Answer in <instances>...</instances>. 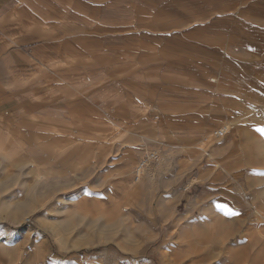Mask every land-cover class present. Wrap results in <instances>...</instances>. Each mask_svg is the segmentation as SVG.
Returning a JSON list of instances; mask_svg holds the SVG:
<instances>
[{
  "label": "rangeland",
  "instance_id": "obj_1",
  "mask_svg": "<svg viewBox=\"0 0 264 264\" xmlns=\"http://www.w3.org/2000/svg\"><path fill=\"white\" fill-rule=\"evenodd\" d=\"M98 1L124 110L83 140L0 125V264H264V0Z\"/></svg>",
  "mask_w": 264,
  "mask_h": 264
},
{
  "label": "crops",
  "instance_id": "obj_2",
  "mask_svg": "<svg viewBox=\"0 0 264 264\" xmlns=\"http://www.w3.org/2000/svg\"><path fill=\"white\" fill-rule=\"evenodd\" d=\"M103 11L98 0H0V125L36 126L54 139L81 140L115 125L110 110L119 116L125 102L120 94L113 107L106 99L95 64L101 56L93 52ZM37 108L54 110L53 121L36 120L31 111Z\"/></svg>",
  "mask_w": 264,
  "mask_h": 264
},
{
  "label": "built area",
  "instance_id": "obj_3",
  "mask_svg": "<svg viewBox=\"0 0 264 264\" xmlns=\"http://www.w3.org/2000/svg\"><path fill=\"white\" fill-rule=\"evenodd\" d=\"M226 133L227 132L224 131L223 129H218L213 132V135L215 138L219 139V138H223L226 135ZM155 160H158V155L156 153H149L145 155V157L140 162V165L136 169L137 180H138V177H140L143 169L148 167L149 163Z\"/></svg>",
  "mask_w": 264,
  "mask_h": 264
},
{
  "label": "bare ground",
  "instance_id": "obj_4",
  "mask_svg": "<svg viewBox=\"0 0 264 264\" xmlns=\"http://www.w3.org/2000/svg\"><path fill=\"white\" fill-rule=\"evenodd\" d=\"M226 129H227V127H225ZM224 131H226L225 129H223ZM228 131H229V129H228ZM150 166V165H149ZM137 177H135V179H136ZM239 226H240V228L243 226L241 223L239 224ZM228 234V233H227ZM227 234H225V236L227 235ZM232 235V234H231ZM229 236H226V238H228ZM242 238L239 240V242L238 243H240V242H242ZM244 241V240H243ZM247 248H240V249H236L235 251H233V253H232V256H231V261L234 263V264H236L237 263V261H241V260H243L244 259V255H247V253H248V251L246 250ZM196 254V253H195ZM244 256V257H243ZM244 263H245V261H244Z\"/></svg>",
  "mask_w": 264,
  "mask_h": 264
}]
</instances>
